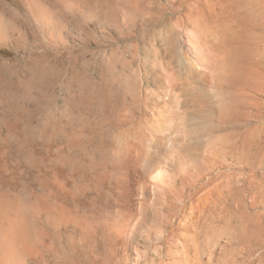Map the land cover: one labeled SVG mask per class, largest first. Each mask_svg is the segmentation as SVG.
<instances>
[{
  "label": "rangeland",
  "instance_id": "obj_1",
  "mask_svg": "<svg viewBox=\"0 0 264 264\" xmlns=\"http://www.w3.org/2000/svg\"><path fill=\"white\" fill-rule=\"evenodd\" d=\"M100 1L94 7L98 16L89 18L87 3L66 13L58 0H44L51 7L47 18L58 17L53 22L56 26L60 22L57 29L62 39L54 40L38 29L42 18L27 5L29 0H0L1 71L5 65H15L24 75L32 57L45 50L67 57L63 62L66 78L60 77L51 91L54 103L41 101L44 106L34 114L33 124L45 121L46 112L57 118L58 123L53 116L47 120L53 118L52 126L65 129L58 139L62 153L70 151L66 139L75 133L86 138L82 142L80 137L82 146L96 148L89 153L92 159L78 145L72 151L75 155L79 148L74 165L75 161L56 152L57 142L51 144L45 153L46 159L52 158L48 170L34 167L41 155L40 141L34 147L37 160L33 158L31 164L28 154L16 150L20 139L9 138L14 145L0 150V185L11 200L20 196L22 204H27L32 189L43 191L39 179L45 171L53 177L58 168L55 190L61 185L67 196L73 189L70 209L90 214L88 201H92L97 216L93 220L97 233L87 236L81 229L76 231L73 223L53 228L31 212L44 235H36L38 245L34 239L29 241L39 249L31 251L28 243H21L16 264H105V260L107 264H264V0ZM249 16L261 24L259 29L251 28ZM251 29L260 36L255 42L248 37ZM74 54L81 56L78 65L97 88L104 72L114 88L124 90L118 115L107 114L114 101L102 104L99 89L91 103L84 101L71 111L65 85L68 56ZM73 89L75 94L86 91L82 85ZM33 101L29 107L37 111ZM192 129L198 134L189 133ZM6 133L2 132V138ZM100 137L113 141V152L127 149L134 156L157 155L146 173L129 168V199L119 198L120 189L112 183L96 193L93 175L102 170L93 164L100 156ZM107 164L113 173L115 168ZM129 206L137 213L134 224L142 217L141 206L147 208L137 239L129 243L120 235L117 243L109 242L103 227L108 231L112 222L129 218L125 214Z\"/></svg>",
  "mask_w": 264,
  "mask_h": 264
},
{
  "label": "bare ground",
  "instance_id": "obj_2",
  "mask_svg": "<svg viewBox=\"0 0 264 264\" xmlns=\"http://www.w3.org/2000/svg\"><path fill=\"white\" fill-rule=\"evenodd\" d=\"M71 1H73V0H71ZM71 1H70V3H67L65 0H58V2L63 4L65 10L66 11L68 10V12H66V13L72 12V8L77 6V5L87 3L90 6V8H89L90 11L88 13V17L94 18L95 16L96 17L98 16L96 14L97 12H95L94 7L97 8V6L99 7V5H101L100 0H76V2L73 1L74 3ZM28 4L31 6V9L34 12V14H37L39 16V18H42V21L38 20V22L39 21L41 22L40 25L38 26V29L39 28L41 29V31L43 32V35L45 37H48L51 39L54 38V40L61 38L62 37L61 31L59 29H57V26L59 28L58 24L60 22H56V23H58L57 26H56V24H54L55 23L54 20L57 21L58 17H55L53 15L54 19L52 18L53 20L51 21V18L49 20L47 18L49 16L45 15L46 10L48 11L51 7L49 6L50 8L48 9L47 8L48 5H45L44 0H29V3H27V5ZM12 16H14V15H12ZM34 17H36V19H38L36 15H34ZM50 17H51V15H50ZM248 19L250 20V24L249 23L248 24L251 25L252 29L253 28L259 29L261 27V24H258L259 22L256 23L257 20L255 21V18H252L249 16ZM0 24H1V21H0ZM252 29L249 30L251 34L248 37L251 41L255 42V38L257 35H255V33L252 31ZM36 33H37V31H36ZM257 37H260V36H257ZM43 40H45V38ZM66 58H63L61 55H55V54L52 55L48 51L45 50L43 52L36 53L32 57V60L28 63L27 67L25 68L27 71L24 72L25 73L24 75H22L18 71L19 69L16 70L17 67L15 68L14 67L15 65H5L3 70L2 71L0 70V150L5 149V148L7 149L11 145H14V144H11V139H9V138L14 137L17 140L20 139L21 143L19 142L20 145H18V148L16 150L19 151V153L22 152V154L23 153L25 155L28 154V158L26 157L28 159V163H30V162L32 163V160H34L33 158H36L35 155L37 153V151L34 147L38 144L37 141H40L41 142L40 147L42 148L40 159L38 161L34 162V167L38 168V170L41 169V167H43V166L45 167L46 170H48V167L51 166V165L49 166V163L52 161V158H51V161H50V159H46L45 153L48 154V152H50V149L52 147L51 144H54V143L56 144V142L58 144L59 134L62 135L63 133H65L64 132L65 129H62L61 125L59 126V124H58V126L56 124V127L52 126V124H51L52 122H50V121H52L54 118L58 123V120L53 115H50L51 113L47 114V112H46V117H45L46 120L44 121V119H42L43 121L41 120L39 125L35 126L33 124L34 122L32 120L35 116L34 114H36V112L40 111L41 108L44 106V105L42 106L41 101L49 100L50 103H54V102H52L53 98H52L51 91L54 88V84H56V82L59 81L60 77L63 76V73H64L63 62H64V60H66ZM68 58H70V62H69L70 72L67 71L66 73L69 72V79H68L69 82H68V84L66 83V85L65 84L64 85H65V92L66 91L69 92L67 100H68V104H69L71 111L80 107L79 105L81 103H83L84 101H89V103H91L90 100L95 99L93 97L94 96L93 94H95L94 91L96 89H99L98 91L100 93V96L99 95L98 96L100 97L102 104L107 105V103L110 102L111 100L114 101V102L111 101L114 107L112 108V105H111V108H110V106L108 107V111L110 113H107L106 110H105L106 111L105 113L110 114V115L112 114L115 116L118 115L117 109L121 105V103H124V98H125L124 90L114 88V86L111 85L110 81H108L110 79V77L106 76V77H109V79L104 77V72H103V76L99 82V87L97 88L96 85L93 83V81H91L90 79H88L86 77V73L84 72L83 67L78 65L79 61L81 59V56L79 54L78 55L74 54V57L68 56ZM234 66H235V64H234ZM5 72H10L11 76L10 77L6 76ZM235 74H236V72H235ZM64 78H66V77H64ZM64 85H63V87H64ZM79 85H82L85 88L83 90H86V91L82 92V93H76V94H75V92L73 93V90H74L73 88H75L76 86H79ZM63 87H62V89H63ZM80 91H82V90H80ZM31 100H34L33 102L36 103V108L38 109L37 111L34 109L32 110L29 107V101H31ZM51 106H53V105H51ZM84 106H86V105H84ZM86 107H88V103H87ZM48 116L49 117L53 116V118L52 119L50 118L51 120H49V118H48V120H47ZM58 119H60V118H58ZM5 130L7 131L6 137L2 138V136H3L2 132ZM203 130H205V128H203ZM207 130H208V128H207ZM197 132H198L197 129L196 130L192 129V130H190L189 133H191L192 135H197L198 134ZM76 134L77 133H75L72 136H69L68 139H66V141L68 140V143L66 142V144L68 147H70L69 150L71 151V154H68L70 151L66 154L62 153L64 150L59 145L60 143L58 144L59 146L56 145L57 147L55 149L58 154L63 155L64 159H66V160L68 159L69 161H72V162L75 161L74 163H72L74 165H76V162L79 159L78 157L76 158V155H77L79 148H78V150H76L75 155H74V152L72 155V151H74L73 149L77 148L78 145H79V147L80 146L82 147L81 151H83V153H84V154L83 153L82 154L85 155L86 157H87V155H89L90 151L92 152L93 150H96V148L94 146L95 145L94 143H96L95 142L96 137L94 138L95 139L94 142L91 141L92 142L91 144H94L93 146L95 149L93 148V150H91L92 149L91 146L89 147L87 144L85 145L84 143H82L83 146L80 144L81 143L80 137L82 138V135L80 134L81 135L80 136V135H76ZM106 134H108V133H106ZM93 135H94V133H93ZM99 135H101V134H99ZM102 135H104V133ZM90 137H93V136H90ZM90 137L88 139H91ZM83 138H85V137H83ZM83 138H82V142H84ZM100 138L103 139L102 137H100ZM91 140H93V138ZM108 140H109V137H108ZM88 141H90V140H88ZM109 141H112V140H109ZM112 142L107 143L104 141V139H103V141H100V140L98 141V149H99L98 151L100 152V154L98 152H96V153H98L100 156H99L98 160L97 159H96V161L93 160L95 163V164H93L94 165L93 167L101 169L102 171L98 172V175L96 177H94V175H93V178L95 181V190H96V193L100 194L99 191L101 190V187L104 186V184L110 183V186H111V183H112V184H115L118 187V189H120L118 191L119 192V194H118L119 198H124V200H125V198L129 199V197L131 196L130 192L132 189V188H130V182H129V177H128L129 172H130L129 168H131V169L133 168V170L139 169L140 172L146 173L148 168L150 167L151 162L154 163V161L157 160V155H156V153H154V154H148L147 156H142L141 154H138V156H134L131 154L130 150H127L125 148H124L125 150L122 149V150L113 152L111 150L112 149L111 146L113 145ZM62 143L63 142L61 140V144ZM85 143H86V141H85ZM88 143L90 144V142H88ZM9 149H7V150H9ZM78 154H79V152H78ZM92 154L95 155L94 152ZM65 155H67V156H65ZM90 155H89V157H90ZM80 157H82V156H80ZM89 157L87 159H90V158L94 159L93 156L90 158ZM19 159H20V157H19ZM36 160H37V158H36ZM89 161L90 160H88V162ZM93 161H91V162H93ZM108 162H110L111 165L113 166V168H115L113 170L114 171L113 173H112V171L108 170V168H107ZM137 162L139 163L138 167L136 166ZM79 163L80 162L78 161V164ZM83 163H85L84 158H83ZM54 164H55V161H54ZM67 164H68V166L66 164L64 165V166H66V168L70 166L69 162ZM79 165L81 166V164H79ZM79 165H77V167ZM82 165H86V164H82ZM54 166H56V165H54ZM77 167H75V168H77ZM85 167L83 166V169H82L83 172L86 171V169H84ZM81 168L82 167H80L79 169H81ZM90 168H91V170L90 169L89 170L92 172V166H90ZM72 169H71V172L73 171ZM89 170L87 169L86 173H88ZM61 171H63V170H61ZM119 171H122L123 175H120ZM74 172H76V171L74 170ZM83 172H81V174ZM58 173H59L58 168H55L54 174L56 176L53 175V177H51L52 176V175L50 176L51 173L49 174V173H46V171H45L44 178L39 179L40 186H41V189H43V191L41 192V190H40L39 192H37V191H35L33 189L31 190L29 188L31 190L29 193L30 198L28 197L30 200H27V204L26 203L22 204L20 196H16L15 200H11L9 198L7 191L2 189V187L0 185V264H16V261L18 260L17 256L19 255V253L21 251V249H20L21 243H25V244L28 243L30 245L29 248L31 251H33V249H36V248L39 249L38 246H36L38 244L35 243L36 241H38V238H37L38 235L37 234L41 235L45 231L41 227L38 226V223H39L38 219L39 218L42 219V220H39L40 222L45 221L46 223H48L47 225H50V227H53V228H58V226L61 225L60 223L65 224V225L73 223V226L75 227L76 231H77V229H81L82 232L84 234H86L87 236L92 235L93 232L97 233L96 231H94V227H93L94 226L93 220L96 216L95 215L96 213H94V210H95L94 209L95 208L94 202L88 201V203H90V205H89L90 206L89 209L91 210L90 214L87 212L85 214H78V212H76L79 209V208H77L78 204L74 201L76 206H77L76 207L77 210L75 212H73L68 205L69 203H71L68 198H72V200H74L73 199L74 194L72 192L73 189H72V191L67 189L68 190L67 196L65 194V191L63 190L64 187L62 188L61 185H58V187L60 186L59 189L56 188V190H55V187H57V184H58V182L56 180L59 178ZM93 173L97 174L96 172H93ZM81 177L84 178L85 176L82 174ZM36 181H38V180H36ZM94 181H92V183ZM12 183H14V182H12ZM87 186L90 187V185H87ZM12 193H14V192H12ZM17 193H19V192H17ZM5 194H6V196H5ZM19 195H20V193H19ZM55 196H56V198L58 197V199L54 198ZM4 197H6V199H4ZM100 197H102V196H100ZM65 198H66V200H65ZM126 209L127 210H126L125 214H127L129 216V218L122 216L121 220H119V221L117 220L115 222H112V224L109 221L111 224L109 226H112V228H110L108 231H107V229H105V227H103V230L106 231L105 232V235L107 237L106 239H108L109 242H112V243L115 242L117 237L122 235L124 237L123 240L125 242H129V243L131 242L132 243L137 239L138 231L141 230V228L145 224L144 222L146 221V219L148 217L147 208L141 206V212L140 213H141L142 217H140L137 220L136 224H134L132 222V219L137 216V213L134 212L133 208L130 206L127 207ZM31 212H34L35 214H37L38 219L37 218L36 219H37L38 223L34 219H32V217L34 215H32ZM212 217H213V215H212ZM212 217H210V218L212 219ZM216 217L218 218V216H216ZM96 218H97V216H96ZM217 218H216V221H217ZM221 220H223V219H221ZM100 222H103V221H100ZM106 222H107V220H106ZM210 222H212V221H210ZM119 223L122 226H119L118 225ZM217 223H220V222H217ZM208 224H210V223L208 222ZM105 225L106 224H104V226ZM213 225L211 224V226H213ZM106 226H108V225H106ZM220 226H221V224H220ZM217 227H214V229H216ZM61 228H62V226H61ZM221 231H223V230H221ZM221 231L219 230V232L222 235ZM217 235H219V234H217ZM34 236L36 238H33ZM102 236H104V235H102ZM32 239H34V243L36 245H31L33 242L29 243V241L31 242ZM68 239H70V238H68ZM213 239H211V240H213ZM215 239H214V241H216ZM72 240H70L71 245L74 242ZM101 240H103V239H101ZM209 241H210V239H209ZM115 243H117V242H115ZM32 246H35V248ZM36 253H38V252H36ZM67 255H69V254H67ZM107 255L108 254H106V257L109 256V255L108 256ZM164 256H166L168 258V256H170V255L169 254H163L162 257H164ZM69 259H67V260H69ZM103 259H106V258L104 257ZM107 259H109V257ZM106 261L107 260H105V264L108 263Z\"/></svg>",
  "mask_w": 264,
  "mask_h": 264
}]
</instances>
